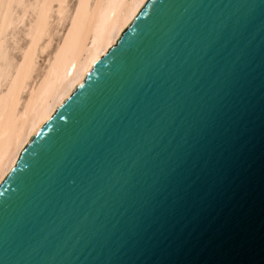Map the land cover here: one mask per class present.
Segmentation results:
<instances>
[{
    "label": "water",
    "instance_id": "obj_1",
    "mask_svg": "<svg viewBox=\"0 0 264 264\" xmlns=\"http://www.w3.org/2000/svg\"><path fill=\"white\" fill-rule=\"evenodd\" d=\"M0 264H264V0H146L0 183Z\"/></svg>",
    "mask_w": 264,
    "mask_h": 264
},
{
    "label": "bare ground",
    "instance_id": "obj_2",
    "mask_svg": "<svg viewBox=\"0 0 264 264\" xmlns=\"http://www.w3.org/2000/svg\"><path fill=\"white\" fill-rule=\"evenodd\" d=\"M145 1L0 0V183Z\"/></svg>",
    "mask_w": 264,
    "mask_h": 264
},
{
    "label": "rangeland",
    "instance_id": "obj_3",
    "mask_svg": "<svg viewBox=\"0 0 264 264\" xmlns=\"http://www.w3.org/2000/svg\"><path fill=\"white\" fill-rule=\"evenodd\" d=\"M41 60H42V58H41Z\"/></svg>",
    "mask_w": 264,
    "mask_h": 264
}]
</instances>
